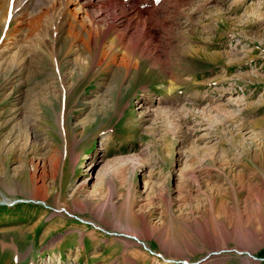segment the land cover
Instances as JSON below:
<instances>
[{
  "label": "rangeland",
  "instance_id": "rangeland-1",
  "mask_svg": "<svg viewBox=\"0 0 264 264\" xmlns=\"http://www.w3.org/2000/svg\"><path fill=\"white\" fill-rule=\"evenodd\" d=\"M0 264H264V0H0Z\"/></svg>",
  "mask_w": 264,
  "mask_h": 264
},
{
  "label": "bare ground",
  "instance_id": "bare-ground-1",
  "mask_svg": "<svg viewBox=\"0 0 264 264\" xmlns=\"http://www.w3.org/2000/svg\"><path fill=\"white\" fill-rule=\"evenodd\" d=\"M75 1V0H74ZM29 2H31V0H29ZM64 20V19H63ZM65 22H63V24H64ZM63 27V26H62ZM134 238H136V237H134ZM137 239V242L138 241H140V243H143V242H141V240H139L138 238H136ZM145 244V243H144ZM146 245V244H145Z\"/></svg>",
  "mask_w": 264,
  "mask_h": 264
}]
</instances>
